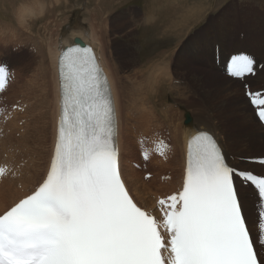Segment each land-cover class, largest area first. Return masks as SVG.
Wrapping results in <instances>:
<instances>
[{
    "label": "snow or ice",
    "instance_id": "snow-or-ice-1",
    "mask_svg": "<svg viewBox=\"0 0 264 264\" xmlns=\"http://www.w3.org/2000/svg\"><path fill=\"white\" fill-rule=\"evenodd\" d=\"M255 70L247 55L228 66L238 79ZM9 76L0 65V92ZM59 81L49 166L35 190L0 212V264H264V173L232 166L208 132L191 136L182 191L159 200L165 248L122 179L115 101L93 49L80 41L62 49ZM246 95L264 122V93ZM248 187L257 197L255 241Z\"/></svg>",
    "mask_w": 264,
    "mask_h": 264
},
{
    "label": "rangeland",
    "instance_id": "rangeland-1",
    "mask_svg": "<svg viewBox=\"0 0 264 264\" xmlns=\"http://www.w3.org/2000/svg\"><path fill=\"white\" fill-rule=\"evenodd\" d=\"M171 1L172 0H170L169 3L168 0H129L128 2L127 0H53V1L52 0H45V1L44 0H0V60H1L0 63L2 64V62H7L12 68H14L18 72V80H16L9 87L7 91L8 93L6 92L4 94L6 95L5 101L10 106L16 104L17 106L21 105L23 108H25L24 112L13 113V117H15L13 118V120L15 123L11 121L10 124L8 122L9 125L6 124L3 126L4 130L6 131H4L5 136L0 141V145L4 140H5L4 143L8 142V139L6 137L8 136L9 130L13 129L11 127H14L13 131L14 133H17V136H15L17 139H20V137H23L24 134L29 131L28 125L31 123L32 119L30 116H27V113L31 105H28L25 102H23L24 101L23 99L17 100V98L15 97L18 96L20 92H28L29 93L28 95L30 96L39 95L40 90L44 89L45 87L44 85L45 79H37V81H40L39 84L27 85V82L30 81L32 76L35 74L34 73V71L36 72L35 69H37V67L40 66L39 61L41 55H39L37 51L38 43L40 42L41 47L43 45L44 48L46 46L45 43L48 40H51L53 42L52 44H60L62 42H65L68 36L72 40V33L75 35H77L78 33H82L76 29H74L75 31H72L73 28H77L75 22L84 24V28L81 29L88 32H90V30H92L91 28H93L95 25H98V27L95 26L92 31L97 32L99 30L98 31L99 33L96 34L101 36L100 38H103V41L105 43V50H106L105 53H107L106 55L107 59L110 60L109 62L111 65L115 64V71L117 72L116 74H118L117 77L121 79L119 83L121 84L125 83L128 80V78L131 80H135L139 78L138 80H141L143 77L147 78V75L149 77L148 78L149 80H147L148 83H151V80L152 82H154L160 77L169 78L171 82V85L169 84V86H171V89H169L167 85L166 89H163L161 93L164 95H161L159 99H156L157 102L155 103L158 104V106H156V110H157V112H155L156 115L152 114L149 117L139 118L138 122H134L132 121L133 119H131V121L128 120V124H126L123 121V126H125L124 123L127 126V127L125 126L124 129L128 133L129 137L131 136L130 142L132 144V150H133L132 156L130 158L128 152L126 154L128 155L129 165H131L134 170L140 173L139 177H141V180H144L146 173L149 172L153 173L154 174L153 178L150 181H146L147 184L151 185L153 189L155 190L156 188H161L163 190L168 189L170 187V182H175L176 179L172 177L171 181L168 182L161 181V177H163L164 174L170 172V170L164 169L165 163L158 158H153L147 164V170L145 171V166H143V163L140 159V150L137 139L139 138L141 133H143V135L145 136L147 135L151 136L155 133H161L165 137L169 138V136L171 137V131L172 130L175 131V129H177L176 125L187 128L192 127L193 123L195 122L194 121L195 114H198V112L197 110L196 111L193 110L196 109V107L191 103L190 98L187 99L186 96L187 94L185 93H189L191 91L194 92L195 94L202 93L200 88L203 86L205 82L210 83L211 80L215 81L216 72L218 71L219 72L222 71L223 76L225 78L228 77L224 75L223 68L214 70L213 68L210 67V65L205 66V63H203L205 61L203 59L200 60V62L198 63L199 65H195V67L191 65L190 67L182 66L180 61L181 60L184 61L185 56L189 55L188 54L189 52L191 53L195 52V55L199 54L201 50L195 51V49L198 48L201 44H204L207 40L209 41V44H211L212 39L213 40L215 39V37H213V34H215L216 31L218 32V31H228L230 29L232 30L234 25H232L230 28H227V24L225 23L227 20L230 21L232 20L233 22L243 20L244 17L243 15L248 8H250L252 5L257 7L264 4L263 0H178V1L175 0V4ZM36 3L39 4L37 5ZM168 4L170 5V7ZM24 5H28V9L33 6L34 8L37 7L38 9H35L37 14H34L29 18L28 16L25 15L24 18L22 16L24 14L21 11ZM247 5L248 7H246ZM161 7H163V9ZM180 8H182V11ZM193 9L195 10V12ZM180 12L184 16L187 15L188 18H190L191 15L190 13L192 14L196 13L195 15L199 16V18L192 20L193 24L190 27H188V29L183 33L180 32L181 27H179L180 26L179 23H181L182 17H180L179 19L180 22H178L177 19V17H179ZM19 18L21 21L19 20ZM95 19L96 21H94ZM143 20H149V22L146 24V22L143 23ZM94 22H96V24ZM155 23L157 24L156 30H155ZM172 23L175 24L173 27L174 28L177 27V30H174V28L170 25ZM29 24L31 28L30 31L27 32L26 26H28ZM106 24L108 26L107 29L102 31L104 25L106 27ZM219 26H221L223 29H219L218 28ZM171 30L174 32H172ZM245 32L246 31H243L239 35L241 39L245 37L244 35ZM238 34L239 31L237 32V35ZM263 36H264L263 33L259 34L256 37L257 40L255 39L253 43L255 42V44H258L259 47L262 44L264 45ZM258 37L261 39H259ZM263 45L260 47L261 49ZM53 48H55V45L53 46ZM260 48L259 50H261ZM126 50L127 52L129 51L128 56L123 54L125 53ZM217 51H218V47H217ZM253 56L257 58L256 60L258 61L259 65L262 63L264 65V59H263L264 54L253 55ZM47 59L49 58L48 57L46 58V64L49 65L50 61ZM169 61H171L172 63ZM174 62L177 63L175 64ZM45 66L48 71L49 66L48 67L47 65ZM203 66H205V68ZM178 72L179 74H177ZM190 72L196 74V76L192 80L201 79L200 82L194 84V88L192 90H190L191 88L187 89V87L186 88L183 87L185 86V84H187V82L188 83L190 82V78H189ZM47 73L48 75H50L49 72ZM169 76L172 77V80L170 79ZM255 76L257 78L256 77L254 78L257 79L259 83H257L258 84L257 85V84H252L251 82V88L252 90L261 88L259 90L261 91L264 86L263 84L264 69L258 72ZM228 79H230L232 90L233 89L234 91L237 90L238 93L234 95L237 97L233 100V102H238L240 103L241 106H244L245 105V103H243L244 101L248 105L249 101L244 96L245 91L242 88V84H241L242 82H239L231 78ZM47 82H49L48 78H47ZM178 82H181V84H178ZM224 83H225L224 81H220L218 84L216 82L215 85H211V87L206 86L204 88L205 90H212V92H214L216 90H222L223 87H225ZM183 90L185 91V93L182 92ZM145 91H147V89ZM15 92L17 94H15L14 96ZM214 102L215 104H219L218 100L216 101L214 100ZM144 105L149 106L151 110V105H148V103H144ZM189 106L192 107L190 108ZM193 106L195 108H193ZM165 109L168 110L167 119H166ZM250 111L252 114L254 113V110L251 107H250ZM187 113H189L193 119V122L189 125H187L185 122V116ZM129 124L132 125V127ZM27 126L28 129L26 128ZM224 128L226 132L225 134L227 136L226 138H229V134L231 135V131L229 128L225 126ZM252 132H253L252 128L247 129V132L244 131V133H246L249 136L250 140H252V135L250 134ZM174 144L175 143L173 141V138H171V146H172L171 152L172 151L176 152L174 151V149L177 150L176 144L175 145ZM10 145L14 146V148L17 149L15 145L18 144L15 143V141L10 142ZM261 150L264 151V149ZM173 154L174 155L176 154L175 155L176 158L178 157L177 155H179L178 152ZM235 156L237 157V155ZM176 158L173 159V164L174 161L177 160ZM234 158L229 157V160L234 164L235 167L238 168L251 167V169L257 170L256 166L244 167L240 165L244 163L242 161H239V159H234ZM135 162L139 163L140 166H143L142 168L144 170L142 171L139 170L136 167V165H134ZM179 169L180 167H177L176 172L178 171V174L180 175L182 168L180 170ZM247 191L249 192L248 189Z\"/></svg>",
    "mask_w": 264,
    "mask_h": 264
},
{
    "label": "bare ground",
    "instance_id": "bare-ground-1",
    "mask_svg": "<svg viewBox=\"0 0 264 264\" xmlns=\"http://www.w3.org/2000/svg\"><path fill=\"white\" fill-rule=\"evenodd\" d=\"M168 2L170 3V0H168ZM171 2H173L175 4V0L174 1L172 0ZM36 4L38 5L39 3H36ZM183 6H184V4H183ZM203 6H205V5H203ZM39 7H40V5H39ZM169 7H170V5H169ZM246 7H248V5ZM33 8H34V6L30 7L28 9V5H24L22 7V10H21L24 14L22 16L24 17L26 15L29 18V17L33 16L34 14H37L35 9H38V8L37 7L34 9ZM161 8L163 9V7H161ZM201 8H203V7H201ZM180 9L182 11V8H180ZM194 12H195V10H194ZM196 13H197V11H196ZM196 13H193V14L190 13L191 14L190 18H188L187 15L184 16L180 12L179 17H177V19H178V22H180L179 19H180V17H182V21H181V23H179V25H180L179 27H181V30H180L181 33L185 32L188 29V27H190L193 24L192 20L199 18V16L195 15ZM38 15H40V14H38ZM234 15H235V13H234ZM238 15H239V13H238ZM242 15H243V13H242ZM243 16H244L243 20H240V21L233 22L232 20L231 21L227 20L225 22L227 24V28H230L232 25H234L232 30L230 29L228 31H218V32L216 31V33L213 34V37H215V39L214 40L212 39L211 44H209L208 40L204 44H201L198 48L195 49V51L201 50V52L200 53L198 52L199 54H197V55H195V52H192V53L189 52L188 53L189 55L185 56L184 61H182V60L180 61L181 65L185 66V67H190V65L195 67V65H199L198 63L200 62V60L203 59L205 61V62H203V63H205V66L210 65V67L215 70V69H221L222 67H224L232 53H234V54L248 53L251 55H263L264 54V45L262 44L263 47L261 49L260 47L262 45L259 47V45L255 44V42L253 43V41H255V39L257 40L256 37L259 34L263 33V35H264V4L257 6V7L252 5L250 8H248L246 10V12L244 13ZM151 18H152V16H151ZM19 20H20V18H19ZM83 20H84V18H83ZM94 21H96V19ZM83 23H84V21H83ZM94 23L96 24V22H94ZM75 24H76L77 28H73L72 31H75L74 29H76L82 33H78L77 35L72 33V40L69 36L65 42H62L60 44H52L53 42L51 40H48L46 43L44 42L46 45L45 46L46 49H45V47L43 48V45L41 47L40 42L38 43L37 51H38L39 55H41V58L39 61L40 66H38L37 69H35L36 72L34 71L35 74L32 76L30 81L27 82V85L39 84L40 81H37V79H45V83H44L45 87H44V89L40 90V94L35 95V96H30V95H28L29 94L28 92H20V94H18V96L15 97V98H17V100L23 99L24 100L23 102H25L28 105H31L30 109L27 113V116H30L32 120L30 119L31 123L29 122L30 124L28 125L29 131L27 133H25L23 137H20V139H17L15 137V136H17V133H14V131H13L14 127H11L13 129L9 128L10 130H9L8 136L6 137L8 139V142L4 143V141H5L4 140L0 145V163L1 164L2 163L7 164L10 167H12L13 169H19L17 171V173L19 174L18 178L15 179L12 177H8V178L3 179V181L0 183V212L4 211V208L6 205L17 201L19 198H21L27 194H30L33 190H35V188L42 181V179L44 178V176L46 174V171H47L48 166H49V160H50L52 150H53L56 126H57L58 116L60 113L61 96H60V84H59V78H58V59H59V56L62 52V49H66V48L72 46L75 43V41H74L75 39L76 40L81 39L85 45H91L97 50V52L101 58L102 65L105 68L106 73L108 74L110 84H111V88H112L113 98L115 101L118 123H119L118 144H119V148H120V162H121L122 174H123L124 180L128 186V189L130 190L132 196L134 197V199L136 200L138 205L141 206L142 208H145L148 210L154 209L155 208V201L157 200L158 196L166 197L168 195H171L172 193H174L177 190V188L179 186H181V180L183 179L184 170H185L187 141L191 136L195 135L198 131L208 132V133L214 135L218 139V141L220 142L222 148L224 149L226 156L231 155V157L234 158V157H236L235 155H237V157L234 159H241V160H242V158L243 159H261V158H264V156H263L264 151L261 150V149H264V132H263L264 129L259 124V122H256L255 115H253L251 113V111H250L251 106L249 104H248L249 105L248 106L247 103L243 101V103H245V105L241 106L240 103L233 102V100L237 97V96H234L237 93V90H235V91H234V89L232 90L230 79L225 78L223 76L222 71L221 72L218 71V72H216V77H215L216 80L215 81L217 82V84L220 81L225 82L224 83L225 87H223L222 90H216L214 92H212V90H205L204 87H206V86L211 87V85L216 84L215 81L211 80L210 83L205 82L203 84V86L200 88L202 93L195 94L192 91L189 93H185L184 90L182 91L185 94H187L186 95L187 99L190 98L191 103L196 107V109H193V110H195V111L197 110L198 114H195V118H194L195 122L193 123L191 128L176 125L177 129H175V131L174 130L171 131V138H173V141L176 144V148H177V150L174 149V151L178 152L179 155H177L178 157L176 158L175 157L176 154L175 155L173 154L176 152H173V151L168 154L164 169L170 170V172H168L167 174H164V175H170L171 177H174L176 179V181L170 182V187L166 190H163L161 188H156V190L153 189L152 186L148 185L145 180H141V177H139L140 173L137 172L136 170H134L133 167L131 165H129V163H128V160H129L128 155L130 158L132 156L133 150H132V144L130 142L131 136L129 137V135L126 132V130L124 129V127L126 126V124H128V120L131 121V119H133L132 121L138 122L139 118L149 117L152 114L156 115L155 114V112H157L156 106H158V104L155 103V102H157L156 99H159V97H161V95H164L161 93H162L163 89H166L167 85H168L169 89H171V86H169V84L171 85V82H170L169 78L160 77L159 79H157L155 81L153 80L154 82H152V80H151V83H148L147 80H149L148 79L149 77L147 75V78H144V77H143L144 79L140 78L141 80H138L139 78L135 79V80H131L128 78V80H127V78H126L127 81L125 80L126 81L125 83H122V84L119 83V81L121 79H119L117 77L118 74H116L117 72L115 71V64H113L114 66L111 65L109 62L110 60L107 59V56H106L107 53H105L106 50H105V43L103 41V38H100L101 36L96 34V33H99L98 32L99 30L97 32L92 31L94 29V27L95 26L98 27V25H95L92 28V30H90V32H88V31L81 29V28H84V24L78 23V22H75ZM172 24H170V25L173 27L175 24H173V25ZM91 26H92V24H91ZM26 27H27L26 31L29 32L30 28H31L30 24ZM106 27H108L107 24H106ZM106 27L104 25L103 29ZM156 28H157V24L155 23V30H156ZM205 28H207V27H205ZM218 28L223 29L221 26H219ZM213 29H215V28H213ZM166 30H168V29H166ZM174 30H177V27L174 28ZM238 31H239V34L237 35ZM243 31H246L244 34L245 37L243 39H241L239 37V35ZM172 32H174V31H172ZM160 37H162V36H160ZM259 39H261V38H259ZM54 45H55V48H53ZM217 47H218V54L220 56V64L219 65L216 64ZM259 48L261 50H259ZM128 52L126 50L125 53H123V54L128 56ZM112 54H113V52H112ZM46 55H48V56H46ZM129 55H131V54H129ZM173 55H174V53H173ZM47 57L49 58L47 60L50 61L49 65L46 64V58ZM173 61H174V59H173ZM169 62H171V61H169ZM45 65H47V67L49 66L48 71H47V68ZM205 66H203V67L205 68ZM175 67H173V68H175ZM181 68H183V67H181ZM146 69H148V68H146ZM184 70H185V68H184ZM186 70H187V68H186ZM47 72H49L50 75H48ZM148 72H149V70H148ZM173 72H174V70H173ZM144 73H146V72H144ZM177 74H179V72ZM195 76H196V74H194L193 72H190V77H189L190 82L189 83L187 82V84H185V86H183V87H185V88L187 87V89L191 88L190 90H192L194 88V84L201 81V79L192 80ZM184 77H186V76H184ZM47 78H48L49 82H47ZM170 79L172 80V77H170ZM129 80H131V81H129ZM246 81H250V82H252V84L259 83L257 81V79L252 78V77H249L248 79H246ZM263 82H264V80H263ZM178 84H181V82H178ZM254 86H256V85H254ZM146 89H147V91H145ZM260 89L261 88L254 89L253 92H258ZM263 90H264V88H262L261 91H263ZM15 94H17V93L15 92L14 96H15ZM178 94H179V92H178ZM214 100L215 101L218 100L219 104H215ZM144 103H148V105H151V110H150V107L147 105H144ZM194 106H193V108H195ZM167 113H168V110L165 109L166 119L168 116ZM13 118H15V117H13ZM11 121L14 122L13 119ZM11 121H9V124ZM123 121L126 123V124L124 123L125 126H123ZM192 122H193V119L190 122H188L187 125L191 124ZM148 124H147V126H148ZM28 126L26 127L27 129H28ZM130 126L132 127V125H130ZM224 126L229 128L231 131V135L229 134V138H226L227 136L225 134L226 132H225ZM249 128H252V130H253V132L250 133L252 135V140H250L249 136L246 133H244V131L247 132V129H249ZM4 131H6V130H4ZM141 134H143V133H141ZM7 139H6V141H7ZM12 141H15V143L18 144V145H15L17 147V149L14 148V146L10 145V142H12ZM127 152H128V155H126ZM173 155H174V157H173ZM238 157H240V158H238ZM174 158H176L177 160H175L174 164H173ZM240 165H242L244 167L248 166V164H245V163L240 164ZM177 167H180V169L182 168L180 175L178 174V171L176 172ZM259 168L260 167H257L258 171H259ZM146 186H147V188H146ZM253 205H254V202H253ZM248 209H249L248 215L250 217V220L252 221V223L250 224V227L252 229H254V225H255V218H254V213H253L254 206L252 207V203H251L250 199H249Z\"/></svg>",
    "mask_w": 264,
    "mask_h": 264
},
{
    "label": "water",
    "instance_id": "water-1",
    "mask_svg": "<svg viewBox=\"0 0 264 264\" xmlns=\"http://www.w3.org/2000/svg\"><path fill=\"white\" fill-rule=\"evenodd\" d=\"M76 41H80V45H81V46H84V45H85L81 40H75V42H76ZM186 119H187V120H186V124L192 120V119L190 118L189 115L186 116Z\"/></svg>",
    "mask_w": 264,
    "mask_h": 264
},
{
    "label": "crops",
    "instance_id": "crops-1",
    "mask_svg": "<svg viewBox=\"0 0 264 264\" xmlns=\"http://www.w3.org/2000/svg\"><path fill=\"white\" fill-rule=\"evenodd\" d=\"M129 0H127L128 2ZM124 10V9H123ZM146 22V24L149 22V20H143V23ZM107 28V27H106ZM106 28L102 29V31H104ZM92 29V28H91Z\"/></svg>",
    "mask_w": 264,
    "mask_h": 264
}]
</instances>
